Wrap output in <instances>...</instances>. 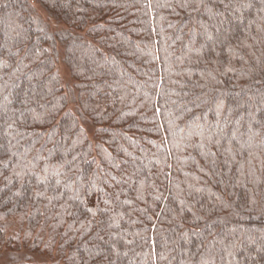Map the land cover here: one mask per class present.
Wrapping results in <instances>:
<instances>
[{
  "label": "trees",
  "instance_id": "trees-1",
  "mask_svg": "<svg viewBox=\"0 0 264 264\" xmlns=\"http://www.w3.org/2000/svg\"><path fill=\"white\" fill-rule=\"evenodd\" d=\"M0 264H264V0H0Z\"/></svg>",
  "mask_w": 264,
  "mask_h": 264
},
{
  "label": "rangeland",
  "instance_id": "rangeland-1",
  "mask_svg": "<svg viewBox=\"0 0 264 264\" xmlns=\"http://www.w3.org/2000/svg\"><path fill=\"white\" fill-rule=\"evenodd\" d=\"M34 3L36 4V6L37 7H39V5L34 1ZM43 12V11H42ZM44 13V12H43ZM59 71H60V74H61V76H63L64 78H65V80L67 79V75H68V72H67V70H65V68H64V66L63 65H61V66H59Z\"/></svg>",
  "mask_w": 264,
  "mask_h": 264
},
{
  "label": "snow or ice",
  "instance_id": "snow-or-ice-1",
  "mask_svg": "<svg viewBox=\"0 0 264 264\" xmlns=\"http://www.w3.org/2000/svg\"><path fill=\"white\" fill-rule=\"evenodd\" d=\"M17 194H19V193H17Z\"/></svg>",
  "mask_w": 264,
  "mask_h": 264
}]
</instances>
